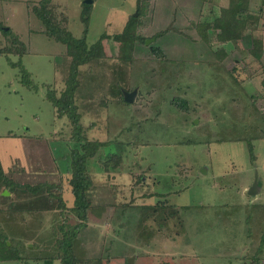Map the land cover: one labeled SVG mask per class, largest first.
<instances>
[{
	"label": "rangeland",
	"instance_id": "374dc122",
	"mask_svg": "<svg viewBox=\"0 0 264 264\" xmlns=\"http://www.w3.org/2000/svg\"><path fill=\"white\" fill-rule=\"evenodd\" d=\"M41 1L0 0L2 29L11 28L27 46L21 60L36 86L21 83L20 69L11 66L19 56H0V162L5 174L22 170L18 182L54 186L51 198L47 190L34 208L57 207L58 196L72 207L71 175L60 173L71 169L77 145L69 142L68 119L57 118L47 97L50 90L58 96L65 90L72 59L64 44L45 35L33 11ZM84 1L51 3L56 22L76 39L84 38L86 29ZM229 1L95 0L88 5V45L103 34L122 33L132 17L145 41L131 49L127 41L105 40L106 57L79 67L75 99L81 124L91 141L109 143L87 163L93 206L86 222L58 207L27 215L23 223L15 214L18 228L32 236L16 244L24 260L0 264H61L52 256L62 237L55 230L63 222L86 223L76 240L83 260L264 263V140L259 138L264 136V0H248L257 21H249L241 41L222 43L220 31H211L210 42H204L200 25H214ZM255 38L263 43L258 61L251 54ZM8 46L0 32V49ZM127 50L133 59L126 58ZM134 90V103L118 101ZM175 100L187 103L176 107ZM112 155L122 161L106 168ZM257 174L258 194L252 196ZM3 195L9 198H3L4 206L19 200L7 191ZM156 205L189 208L179 216L169 207L158 218L147 216L145 208Z\"/></svg>",
	"mask_w": 264,
	"mask_h": 264
},
{
	"label": "trees",
	"instance_id": "16d2710c",
	"mask_svg": "<svg viewBox=\"0 0 264 264\" xmlns=\"http://www.w3.org/2000/svg\"><path fill=\"white\" fill-rule=\"evenodd\" d=\"M52 1L53 0H42L40 4L38 3L37 6L33 8V11L37 18L42 21L45 27V35L67 47V56L72 59V62L69 69L70 76L66 81L65 90L60 93V96H58V93L56 92L57 90H50L47 92V97L54 106L57 118L60 120L65 118L68 119L72 127V136L69 138V142L76 143L77 145L71 153V169H69L66 173H60L63 175H71L69 185L72 188L74 203L72 207H69L67 202L64 201L61 196H58L57 207L64 210L68 209L79 220L86 222L89 216L88 213L93 206L89 200L92 182L86 176L87 163L89 159H92L97 155V152L102 147L107 146L109 143L107 144L106 142L96 140L91 141L87 137V129L85 130L84 126L81 124V115L79 114L77 101L75 99L79 89V67L106 57L103 47V42L105 40L112 39L120 43H122V41H127L128 44H131V49L134 48L133 45L138 41H142V43L145 41L143 38H138L140 37L137 36L139 26L137 24V20H134L132 17L122 33L112 36L103 34L96 43L88 45L86 37L88 35L90 19L89 6L85 4V8L83 9V22L86 25L84 38L76 39L70 32L66 31L65 28H61L60 24L57 23L58 21L55 20L53 13L54 9L51 7V3H53ZM229 3L228 7L222 9V13L220 14V17L215 20L214 25H210L208 23L200 25L204 26L203 31H200L204 42H210L209 33L211 31H220L217 36L218 40L222 43H236L237 41L242 40V32L251 27L249 25V21H257V16L252 15L249 12L248 0H230ZM0 32L10 43V46L0 49V56H6L8 59L9 55L19 56V63L13 64L12 61H9L11 66L20 69L21 83L29 88H36L31 80L30 74L23 67L21 60V58L27 53V46L11 28L3 30L2 25L0 24ZM14 46L18 47V49H14ZM151 49H153L154 55H161L160 49ZM262 50V41L256 38L253 39L251 54L257 61L262 57ZM131 52L132 51L128 52V50L127 53L124 52L128 60L133 59V57H130ZM122 59L125 58L123 57ZM127 59L125 60L127 61ZM121 100L124 102L123 96H120L118 99L119 102ZM182 103L186 104L187 102L184 100H175L176 107H183V105L181 106ZM184 108H187L186 105ZM259 138L260 140H264V136H260ZM250 152L252 154V159L254 160L256 157L253 153L252 145L250 147ZM121 161L122 158L120 156L112 155L110 159L104 163V165L106 168H108L111 164H114L113 166L117 167ZM20 172L22 173V170L17 171V174L13 175L5 174L0 162V262H21L24 260L22 254L20 255L22 252L17 250L16 244L18 245L22 242V240L29 239L32 236L23 234L24 230L18 228V225L26 220L25 218L27 215L34 214L37 211L48 212L49 210H58L57 207L34 208V206L42 199L41 197L46 196V192H48L47 190H49V196L51 198V190H53L54 186L47 184L45 181L37 184L18 182L17 176H19ZM2 189L3 192L7 191L10 195L15 194V197L19 199L17 200L18 202L12 201V206H4L3 198L8 197L3 195V192H1ZM25 196L27 197L25 200L27 201L26 203L22 200ZM15 204L19 206L14 207ZM167 207L171 209V214H175L177 216L181 215L182 210L189 208L177 205H156L147 206L145 209L149 212L147 213V216H150L151 218H158V216L161 215L163 210ZM15 214L21 215V223L16 220ZM82 222L73 226L69 222H63V224L58 227L57 231L55 230V234L58 235L59 233L62 237L57 240V247H54L53 249V259L59 260L61 264H104L105 261L101 258L93 261L83 260L78 257L76 240L78 238L79 231L82 227H84V225H86V223L82 224ZM8 241L12 244L11 246L8 245ZM126 264L130 263L127 262Z\"/></svg>",
	"mask_w": 264,
	"mask_h": 264
},
{
	"label": "water",
	"instance_id": "95a60500",
	"mask_svg": "<svg viewBox=\"0 0 264 264\" xmlns=\"http://www.w3.org/2000/svg\"><path fill=\"white\" fill-rule=\"evenodd\" d=\"M94 2H95V0H85L84 4L93 5ZM5 30H7V29H5ZM137 95H138V90H134L133 92H124V100H125V102L132 104L135 102ZM258 182H259V178H258V174H257L256 178L254 180V184L252 185L251 189L249 190V195L254 196V195L258 194ZM133 260H134V258H131L129 260V263L133 264Z\"/></svg>",
	"mask_w": 264,
	"mask_h": 264
},
{
	"label": "crops",
	"instance_id": "0c3cea01",
	"mask_svg": "<svg viewBox=\"0 0 264 264\" xmlns=\"http://www.w3.org/2000/svg\"><path fill=\"white\" fill-rule=\"evenodd\" d=\"M255 264H264V263H260V262H259V263H255Z\"/></svg>",
	"mask_w": 264,
	"mask_h": 264
}]
</instances>
